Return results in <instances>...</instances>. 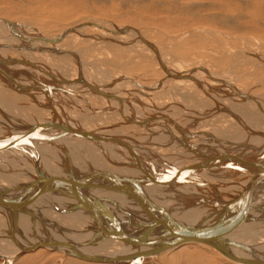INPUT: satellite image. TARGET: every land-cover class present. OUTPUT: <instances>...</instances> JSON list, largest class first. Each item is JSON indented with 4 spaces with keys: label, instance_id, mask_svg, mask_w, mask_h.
Wrapping results in <instances>:
<instances>
[{
    "label": "bare ground",
    "instance_id": "bare-ground-1",
    "mask_svg": "<svg viewBox=\"0 0 264 264\" xmlns=\"http://www.w3.org/2000/svg\"><path fill=\"white\" fill-rule=\"evenodd\" d=\"M260 47H228L219 54L229 67H205L167 59L135 25L86 18L49 33L0 14V257L39 244L67 254L52 248L57 240L99 258L146 250L121 235L84 246L114 225L112 215L84 208L77 191L41 188L50 178L90 177L87 200L152 243L185 226L213 231L233 221L222 245L188 241L145 258L177 259L192 245L189 259L205 251L232 264L264 263V176L254 182L264 170ZM96 51L103 56L89 59ZM155 216L168 222L150 229Z\"/></svg>",
    "mask_w": 264,
    "mask_h": 264
},
{
    "label": "rangeland",
    "instance_id": "rangeland-1",
    "mask_svg": "<svg viewBox=\"0 0 264 264\" xmlns=\"http://www.w3.org/2000/svg\"><path fill=\"white\" fill-rule=\"evenodd\" d=\"M263 5L264 0H0V14L35 24L49 33L86 18L104 19L118 25H135L163 48L167 59L180 58L182 63H203L205 67H213V63H220L219 66L224 63L222 68H226L229 63H225V58L220 57L221 50H227L228 47L238 49L242 46L260 50V44L264 46ZM227 19L230 20L229 24L224 23ZM100 53L96 51L94 56H87L89 59L99 58L103 56ZM251 65L246 64L242 69L249 70ZM140 68L144 66L134 64L130 69L138 73ZM141 72L143 71L140 70L139 73ZM120 248L118 246L117 250L109 248L110 250L100 252L104 254L112 251L110 253L118 254L124 250ZM192 249H195L192 245L180 249L179 252L183 255L177 259H173L172 254H166L128 264H232L205 251H199L198 257L189 259L185 252ZM72 257L51 249L38 248L12 260L0 257V264H119L95 263ZM213 259H216L215 262Z\"/></svg>",
    "mask_w": 264,
    "mask_h": 264
},
{
    "label": "water",
    "instance_id": "water-1",
    "mask_svg": "<svg viewBox=\"0 0 264 264\" xmlns=\"http://www.w3.org/2000/svg\"><path fill=\"white\" fill-rule=\"evenodd\" d=\"M54 124V122H52ZM52 124H48V125H42V126H51ZM67 125L65 124V127ZM41 127V126H40ZM67 128L71 129L69 126H67ZM37 131V129L35 130ZM34 131V132H35ZM73 132L82 135V132H80L79 130H74L72 129ZM29 134V133H27ZM208 165L210 166H219V164L215 163L212 164V160H208ZM264 176V170L260 171V173L258 174V177L254 180V182L256 180L261 179ZM90 177L85 178L83 180H73V181H60V180H55L54 178L48 181H45L43 186H41V188H44L46 186H49L51 190H70L71 192H78V195L80 196V200H81V205L84 208L87 209H91L94 210L95 212H97V215L100 214V212L103 211H108L113 219H114V225L108 228H99V232L96 234V236H94L91 240H89L88 242H86L84 244V246L87 245H93L95 243H97L98 241H100V239L104 238V237H113L116 236L119 238V235H121L120 237L127 241L129 244L131 245H135V246H139V247H143L146 250H143L141 252H137L135 254H130V255H126V256H120V257H111V258H99V257H91V256H86L83 252H80L78 250H75L71 247V245H69L68 243L61 241V240H57L56 241V245H52V248H56L57 246H63L68 250H65L67 252L68 255L82 259V260H86V261H91V262H102V263H116V262H122V261H126V260H131L136 262L137 260L139 261L141 258H145L148 255L151 254H156L159 253L161 251L167 250L168 248H171L173 246L176 245H180L182 243L188 242V241H194V240H200V241H204L208 244H218V245H222L224 243L225 237L233 232L232 229V223L233 221L228 222L227 224H223L220 228L216 229V230H211V231H207L206 229L203 228H192L191 226H185V230L187 231V233L185 234H178L176 236H173L172 238H169L168 240L166 239H158L159 241H161L160 243H152L149 242L146 237L148 236L146 233H138V232H127L124 230V228L122 227V225L120 224V222L118 221V219L116 218V216L111 212V210L105 206V205H100V204H95V203H90L87 200L86 194H85V189H88V185L90 184ZM155 182V181H153ZM252 183V182H251ZM55 184V185H54ZM123 186L125 187H135L137 185L134 184H123ZM137 190L142 193L143 189L142 187H140L138 185ZM144 193V192H143ZM157 217V222L156 223H149L147 224V226L150 229H154L156 227H160L163 226L164 224H166V222H168L167 219H162ZM172 220V219H171ZM16 222V220H15ZM176 222V221H175ZM16 224V223H15ZM158 241V242H159ZM58 244V245H57ZM45 244H39L36 248H41V247H45ZM35 249V248H34ZM250 264H264L260 261H248Z\"/></svg>",
    "mask_w": 264,
    "mask_h": 264
}]
</instances>
